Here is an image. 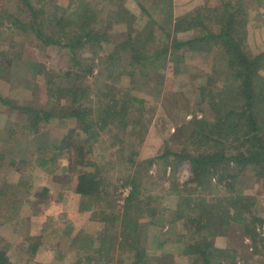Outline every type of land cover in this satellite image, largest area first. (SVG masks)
Instances as JSON below:
<instances>
[{
    "label": "trees",
    "instance_id": "trees-1",
    "mask_svg": "<svg viewBox=\"0 0 264 264\" xmlns=\"http://www.w3.org/2000/svg\"><path fill=\"white\" fill-rule=\"evenodd\" d=\"M21 1L28 11L26 20L0 13L3 41L13 42L17 36L37 47L55 45L63 49L69 64L61 74L67 80L62 84L57 81L59 75L41 69L45 83L40 86L46 91L49 107L15 106L0 97V102L18 107L26 116L24 126L16 124V128L23 129L21 133H16L14 126L6 127L7 140L16 142L18 137H29V133L35 137L47 135L48 123L63 124L69 119L79 123L85 137L82 142L74 138V128L56 139L49 137L47 144H39L27 158L24 155L16 163L15 171L21 174L17 183L14 186L5 183L0 188L1 223L9 224L17 235L22 234L18 251L23 252V248L29 251L33 264H51L56 256L63 257L52 245L39 246L40 237L26 247L23 243L32 236L29 225L35 212L29 202L49 201L47 222L65 216L57 197L50 196L48 180L52 178L60 184L58 193H61V188L70 185L69 180L74 178L72 190L80 196L79 210L91 211L93 216L99 210L101 216L96 220L101 227L97 225L93 235L78 232L72 240L79 248L67 264H97V260L108 264L119 249L129 254L130 264H143L149 259L143 241L145 231L151 238L148 241L157 243L162 239L165 224L176 223H181L184 229L177 233L174 247L179 250L180 260L188 257L190 264H238L237 257L246 264L249 246L251 258L259 256L257 229L264 225V219L253 212L255 201L244 194L239 178L249 171L256 181H264V51L249 50L248 10L244 0H220L214 6L206 3L179 15L174 13L173 0H150L149 10L139 1L136 5L145 17L139 25L126 0H67L66 6L56 0ZM115 25H121L122 39L105 53L102 45L111 41L110 31ZM181 34L189 36L180 37ZM188 52L211 57V72L201 98L213 117L189 123V133L180 151L166 150L145 162L150 165L163 160L164 168L171 167L175 173L179 164L186 161L191 176L183 183L165 174L156 178L163 184V195L176 197L175 207L167 215L156 214L157 209L167 210L158 204L151 206L154 196L140 199L143 178L135 172L125 174L122 184L131 188L121 209L114 212L110 192L113 184L106 179L115 162L111 160L114 153L121 160L123 139L117 141L116 130L126 134L138 131V116L144 103L133 91L141 90L134 81L154 83L153 92L159 95L165 70L170 67L174 73L181 72L188 66L184 61ZM85 53L93 54L99 60L98 66ZM11 54L13 60L0 52L6 58L5 62L0 61V72L6 65L22 61L20 53ZM86 75H93L99 85L92 88L85 84ZM123 79L129 86L133 83L132 90L120 85ZM48 151L58 152L59 157L49 156ZM3 159L0 153V169ZM129 161L133 163L134 156ZM27 169L34 173L29 180L22 174ZM155 198L161 201L158 195ZM24 206L28 212L25 210L23 214ZM219 236L227 238L225 248L215 244ZM245 238L249 243L244 245ZM10 254L9 243L0 237V264H14ZM173 260L174 255L167 254L163 264H175Z\"/></svg>",
    "mask_w": 264,
    "mask_h": 264
},
{
    "label": "rangeland",
    "instance_id": "rangeland-1",
    "mask_svg": "<svg viewBox=\"0 0 264 264\" xmlns=\"http://www.w3.org/2000/svg\"><path fill=\"white\" fill-rule=\"evenodd\" d=\"M139 1H141L148 10L150 9V0H126V5H128L134 13L138 25L145 20V17L140 14V9L136 5V2L138 4ZM219 2L220 0H173L174 13L175 15H179L195 7L205 5L206 3L214 6L219 4ZM56 3L66 6L67 0H56ZM244 3L247 5L248 10L247 40L249 50L252 53H257L259 50L264 51V0H244ZM27 12L26 6H24L21 0H0V13L2 15L3 13H11L26 20L28 18ZM12 35L15 36L16 33L13 32ZM122 36L121 25H115L110 31L112 42L110 41L102 45L103 52H110L114 42L122 39ZM188 36V34L180 35V37L185 38ZM3 38L4 34L1 35L0 31V52H2L7 59H12V52L16 54L20 53L19 59L22 61H14L6 65L5 70H1L0 97L6 99L15 106L30 105L35 108H46L51 106L50 103H47L48 100L45 89L40 86L45 83L41 69L53 71L59 75L57 81L60 82V84L66 83V78H61V74L66 71L68 67V56L63 49L55 45L37 47L32 43L23 41V38L17 36L13 38V42L7 43L8 41H3ZM19 43H21L22 46H19ZM103 52L101 55H103ZM84 56L92 58L96 66H98L99 60L93 54L85 53ZM5 57L0 55V61L5 62L3 60ZM210 60L211 57H206L205 54H199L198 52L185 53L184 61L188 63L187 67L189 69L185 67L178 73H174L170 67L166 69L164 72V82L159 95H155L153 92L155 90L153 88L154 83L145 81H143V83H138L137 80L134 81L138 89L141 90L133 91L136 93L135 95L144 100V103L141 113L138 116V120H140L137 126L138 131L133 128L136 131L135 133L133 130H130V133L126 134L123 130H116L118 134L117 141L123 139V150L121 154H119L122 161H119L117 159V153L113 152L115 155L112 156L111 160L115 162H112L109 178L106 179L113 184L110 188V192L112 194L114 212H118L121 209L124 199L131 188L130 185L122 184V176L125 174L132 175L134 172L137 177L140 176L143 178L139 186L141 191L139 195L140 199L145 200L149 195H152L154 199L151 201V206L158 204L161 207H166L165 209L167 212L157 209L156 214H167L171 211V207H175L176 197L163 195V184L161 181H156V178L160 174H165L166 177H172L179 183H183L191 176L189 164L186 161L180 163L175 173H172L171 167L164 168L163 160L153 161L150 165H147L145 161L162 155L166 150L180 151L183 147V141L189 133V128L187 127L189 123L194 120L212 119L213 114L211 109L207 106L205 100L201 98V90L205 87L207 75L211 72ZM186 62L185 64L187 65ZM33 63L38 64V66L34 67ZM96 72L97 69L94 70L95 74ZM115 74H117V72ZM86 80L87 83L85 84L89 85V87L95 88L99 85L98 82H95L96 80L93 78V75H86ZM122 81L120 85L123 86L125 90H132L130 87L133 83L129 86V83H126L125 79ZM78 84L82 83L79 82ZM135 115L134 113L133 118ZM25 120L26 116L18 110V107H12L9 104L0 102V153L4 155L3 167L0 169V188L3 187L5 183H9L10 186H14L17 183L21 174L15 171L16 163L18 164L22 159L21 157H24V155L25 158H27L29 153L35 150V147L39 144H47L51 139L49 137H55L56 139L58 135L60 136L73 128L75 130L74 138L79 142H82L85 137L83 133H81L79 123L73 119H69L65 120L63 124L56 121L48 123V129L45 130L47 135L43 133L42 136L40 135L41 137H35L34 135L30 136L29 133V137H18L16 142L15 140L8 141L6 134L8 129H6V127L9 128L10 126H14V128H16V124L24 126ZM142 124L145 125L146 129ZM13 130L18 134L23 131L21 128ZM47 154L56 159L59 157L58 152L48 151ZM133 156L134 162H128L129 157ZM106 158L110 159L108 154ZM11 161H14L13 166ZM40 171H42V169ZM22 174L28 177V180L31 175H34L30 169L23 171ZM253 177L251 172L246 171L245 175L239 178L240 188L244 190V194L253 197L255 201L253 212L264 219V181H256ZM51 181L52 178L50 181L48 180V186L51 189L50 196L56 198L60 190V184ZM74 183L75 179L71 178L69 180L70 185L66 187H71ZM36 188L39 189V185H37ZM155 195H158L161 201H157ZM39 200L40 199L34 202L31 200L29 204L31 203L34 212L36 214L39 213L38 215L41 216L44 208L46 207L45 210L49 208V201L42 199L47 202L43 206L41 202H38ZM79 202L78 195L68 198L66 204L61 206V210H63L61 212L65 214V216L59 217L57 220L51 222H47L45 216L36 218V216L31 215V223L29 226L30 235L32 236L31 239L24 241L23 244L25 246L23 247H26L29 242L33 243L35 237H40L41 241H39V246L52 245L56 247L54 248L55 250H60L63 254L61 258L56 256L52 259L51 264H67L73 260L79 246L78 243L73 245L72 239L78 235V232H80V234L87 232L93 235L95 229L101 227L97 221L101 216L100 212H98L99 210L95 212L96 214L94 216L91 211L81 212L79 210ZM25 203L28 205L27 202ZM25 210H27V213V206H24L21 212L24 214ZM101 212H104V208ZM108 213H110L109 210ZM0 216V237L3 238V242L9 243L10 245L12 250V254H10L12 255V262L14 264H33V259H31L32 255L28 254L30 253L29 251L27 252L25 248L22 249L23 252L18 251L22 234L20 233V235H17L9 224L1 223L2 214H0ZM44 226H46V228H44ZM183 229L181 223H176L175 225L165 224L162 230L161 241L153 244L148 241V239H151L148 234L149 232L145 231L146 234L144 233L143 235V241L144 246L148 250L149 259L144 261L143 264H158L159 262V264H163V260L167 254L170 256L174 255L173 261L175 264H190L188 257L180 260L179 250L174 247V240L176 239L177 233L179 234ZM22 231L24 235L25 229ZM258 231L260 235L256 247L259 251V256L252 259L251 246H249L248 251L245 252V254L248 255V260L244 261V263L247 262L246 264H264V225L259 227L257 229V232ZM19 236L21 237L19 238ZM246 243H249V239H246ZM157 260L158 263H156ZM130 262L131 258L129 254L119 249L115 252L113 257L109 259L108 264H130ZM97 264H104V262L97 260Z\"/></svg>",
    "mask_w": 264,
    "mask_h": 264
},
{
    "label": "crops",
    "instance_id": "crops-1",
    "mask_svg": "<svg viewBox=\"0 0 264 264\" xmlns=\"http://www.w3.org/2000/svg\"><path fill=\"white\" fill-rule=\"evenodd\" d=\"M40 174H42V171L40 172ZM67 185H64L63 186V188H61V193H57V199L56 200H58L59 201V204L61 205V206H63V205H65L66 204V201H68V198H70L71 196L72 197H74V196H76V195H78V194H76V193H74L73 192V190H72V186L71 187H66ZM60 195H62V197L63 198H61L60 197ZM79 196V195H78ZM79 199H80V196H79ZM57 201V202H58ZM38 202H41L42 204H43V206H44V204L45 203H47L46 201H44V200H39ZM46 208V207H45ZM45 208H44V210H43V213L41 214V216L40 215H38V214H34V216H36V218L37 217H42V216H45L47 213H48V209L47 210H45ZM61 210V209H60ZM61 211H63V210H61ZM82 212V211H81ZM40 220H41V218H40ZM45 220H46V218H45ZM44 228H46V226H44ZM246 239H248V238H245L244 239V245L245 244H248V243H246ZM215 244L218 246V247H221V248H225L226 246H227V244H228V241H227V238H225V237H216L215 238ZM240 257H237V263L238 264H240ZM241 264H242V262H241Z\"/></svg>",
    "mask_w": 264,
    "mask_h": 264
}]
</instances>
